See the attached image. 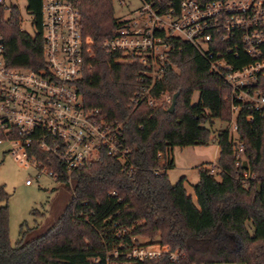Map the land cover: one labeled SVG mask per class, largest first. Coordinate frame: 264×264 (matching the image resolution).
I'll return each instance as SVG.
<instances>
[{"label":"trees","instance_id":"16d2710c","mask_svg":"<svg viewBox=\"0 0 264 264\" xmlns=\"http://www.w3.org/2000/svg\"><path fill=\"white\" fill-rule=\"evenodd\" d=\"M171 1L174 6L182 2ZM42 4L43 0H28L27 9L37 30L34 36L21 29V13L16 7L10 8L9 19L0 23L9 67L45 68ZM77 8L84 62L78 92L87 109H99L107 122L124 124L134 169L124 170L118 161L103 154L99 162L74 172V192L59 221L31 241L22 231L24 238L15 247L9 238L10 196L0 184V264H94L95 259H100L98 264H108L109 251L120 244L132 248L139 237L159 242L166 251L184 253L180 264H264V110L243 108L237 117L247 159L240 166L236 162L238 145L230 132L217 134V174L213 165L199 170L195 202L186 191L185 178L177 184L169 180L167 172L175 167L171 154L174 147L203 146L212 141L207 123L232 121L231 93L224 78L210 72L208 61L194 45L169 39L171 51L163 79L152 94H179L174 113L168 112L169 104H135L142 68L116 62L117 55H107L102 47L120 27L113 0H78ZM0 14H5L2 7ZM195 92L200 94L197 103H193ZM249 115L254 117L251 123L246 119ZM248 169L256 180L246 188L240 177ZM111 192L117 195L110 196ZM123 263L121 259L117 264ZM137 264L170 262L163 257Z\"/></svg>","mask_w":264,"mask_h":264},{"label":"built area","instance_id":"2783aa9c","mask_svg":"<svg viewBox=\"0 0 264 264\" xmlns=\"http://www.w3.org/2000/svg\"><path fill=\"white\" fill-rule=\"evenodd\" d=\"M129 1L113 0L120 7H129ZM136 2L138 7L130 17L116 18L120 27L113 39L102 43L107 55H117L116 62L142 68L138 74L140 89L133 102L165 107L173 101L168 92L159 97L152 94L163 79L171 51L168 40L191 43L208 61L210 72L222 76L230 88L235 124L229 132L238 145L237 166L247 162L236 120L243 108L264 110V0H216L203 4L182 0L178 6L171 0ZM77 3L78 0H43L44 69L9 67L0 43V145L7 144L9 153L23 168L36 171L35 177L26 181L29 187L50 176L73 193V173L99 162L103 154L118 161L124 170L134 169L124 124L107 122L99 109H87L78 92L84 62ZM0 7L5 12L3 17L0 14L1 23L9 19L10 8L16 6L8 8L7 0H0ZM246 119L251 123L254 117L249 115ZM159 158L164 166L162 153ZM215 166L212 171L217 174ZM240 179L246 188L256 180L249 169ZM163 257L170 264H180L185 254L166 251L156 241L136 240L132 248L120 244L109 251L107 262L117 264L124 259L123 264H137ZM93 263H100V259Z\"/></svg>","mask_w":264,"mask_h":264},{"label":"rangeland","instance_id":"374dc122","mask_svg":"<svg viewBox=\"0 0 264 264\" xmlns=\"http://www.w3.org/2000/svg\"><path fill=\"white\" fill-rule=\"evenodd\" d=\"M128 6L120 7L115 3L116 18L130 17L131 12L138 7L136 0H130ZM14 5L21 13V29L34 36L37 30L33 26V16L28 12V0H7V6ZM8 13L7 17H9ZM200 94L194 93L193 103H197ZM172 102L169 104L171 106ZM235 124V116L232 121L214 120L213 124L207 123L206 128L213 132V140L203 146H189L186 148L174 147L172 158L175 167L167 172L169 180L172 184H177L180 179L186 180V191L194 201V186L199 180V170L201 168H210L216 164L219 158V145L214 138L218 133L224 130L233 131ZM36 171L32 168L27 170L12 156L8 151L7 144L0 145V184L6 186V190L10 196V231L9 238L13 247L22 239L23 232H27L25 237L27 241L43 235L54 226L64 210L70 203L71 191L67 186H61L50 176H44L34 181L29 187L26 181L34 178ZM217 180L220 178L217 177ZM36 210V213H32ZM22 226L24 229L22 230ZM249 230L251 226L248 225ZM23 231V232H22ZM139 243H146L148 239L145 237L137 238ZM230 247L233 248L231 241Z\"/></svg>","mask_w":264,"mask_h":264},{"label":"water","instance_id":"95a60500","mask_svg":"<svg viewBox=\"0 0 264 264\" xmlns=\"http://www.w3.org/2000/svg\"><path fill=\"white\" fill-rule=\"evenodd\" d=\"M0 43H3V41H0ZM178 98H179V94H176L174 97H173V101H172V104H171V106L169 107V110H168V112H170V113H174V109H175V107H176V104H177V100H178ZM261 186V185H260Z\"/></svg>","mask_w":264,"mask_h":264},{"label":"crops","instance_id":"0c3cea01","mask_svg":"<svg viewBox=\"0 0 264 264\" xmlns=\"http://www.w3.org/2000/svg\"><path fill=\"white\" fill-rule=\"evenodd\" d=\"M173 151V150H172ZM219 153H220V147H219ZM218 159V158H217Z\"/></svg>","mask_w":264,"mask_h":264}]
</instances>
